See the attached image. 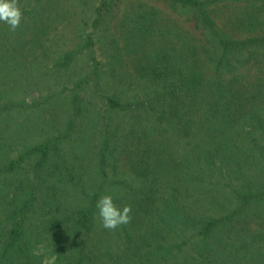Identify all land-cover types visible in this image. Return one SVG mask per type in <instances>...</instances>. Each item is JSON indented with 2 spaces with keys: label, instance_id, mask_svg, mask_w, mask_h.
<instances>
[{
  "label": "rangeland",
  "instance_id": "rangeland-1",
  "mask_svg": "<svg viewBox=\"0 0 264 264\" xmlns=\"http://www.w3.org/2000/svg\"><path fill=\"white\" fill-rule=\"evenodd\" d=\"M203 1L218 50L177 0H117L99 26L102 0H17L19 27L0 21L20 57L0 84V249L30 217L18 264H264V0ZM106 194L130 223L102 227Z\"/></svg>",
  "mask_w": 264,
  "mask_h": 264
},
{
  "label": "trees",
  "instance_id": "trees-1",
  "mask_svg": "<svg viewBox=\"0 0 264 264\" xmlns=\"http://www.w3.org/2000/svg\"><path fill=\"white\" fill-rule=\"evenodd\" d=\"M117 0H102L101 6H99L96 10L97 13V19H96V25L99 26L106 18L107 14L110 13L113 3ZM179 1L183 6L192 8L194 10V20L198 27L200 28H206L205 36L206 41L215 47V49H219L220 46H217L218 37L222 36V33L218 30L217 25L215 24L214 20L210 17V12L205 9L206 3L203 0H177ZM260 0H253V2H258ZM244 23H246L248 20H242ZM250 23H246V25ZM209 29V30H208ZM3 32V29L0 27V34ZM222 43H225L227 46V40L224 39ZM201 41V40H200ZM247 42V41H246ZM243 42V43H246ZM241 45L242 43H238ZM12 44H9L8 47L12 46ZM4 47V46H3ZM2 47V36L0 35V84L7 89L8 92H13V90L9 89L10 80L7 79L5 76L6 74L13 71L17 66H15L16 58L19 57V53L15 48H7V52H4V48ZM210 52V50L208 51ZM195 54H197L195 52ZM20 58V57H19ZM4 75H3V71ZM3 76V78L1 77ZM51 146L49 143L39 144L35 146L34 149H32V152H36L37 154L42 155L40 164H44L49 156H50ZM17 163L13 162L7 169L2 170V172L13 174L17 171ZM32 200L36 199L35 192L31 193ZM30 201V199L28 200ZM24 210V209H23ZM30 218L28 216H25L22 221H16L17 224L14 225L12 228V231L10 233V236L7 237V241L5 240V243H2V249H0V264H18L19 259L17 258V255H20L24 249L22 248V243L24 236L26 234L27 228L26 224L27 219ZM70 218V217H69ZM12 219V218H11ZM95 221L96 217L94 216L93 210L85 211L76 222L79 229L84 231V236L89 234H94V227H95ZM8 230V229H7ZM6 230V232H7ZM9 234V233H7ZM12 234V235H11ZM1 237H3V234H1ZM6 237V235H5ZM2 242V240L0 241ZM83 243L86 244L87 240H83ZM87 246H84L85 250ZM16 255V256H15ZM30 264V263H26Z\"/></svg>",
  "mask_w": 264,
  "mask_h": 264
},
{
  "label": "clouds",
  "instance_id": "clouds-1",
  "mask_svg": "<svg viewBox=\"0 0 264 264\" xmlns=\"http://www.w3.org/2000/svg\"><path fill=\"white\" fill-rule=\"evenodd\" d=\"M22 20V11L17 0H0V21H4L15 31ZM99 210L102 227L108 230H115L121 225L131 222V206L126 205L122 209L114 203V198L110 194L101 196L96 204ZM45 264H48L45 261Z\"/></svg>",
  "mask_w": 264,
  "mask_h": 264
}]
</instances>
